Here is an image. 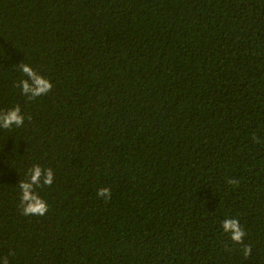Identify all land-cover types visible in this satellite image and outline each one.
<instances>
[{
	"label": "trees",
	"instance_id": "trees-1",
	"mask_svg": "<svg viewBox=\"0 0 264 264\" xmlns=\"http://www.w3.org/2000/svg\"><path fill=\"white\" fill-rule=\"evenodd\" d=\"M19 63L51 91L22 95ZM16 105L0 264H264V0H0V111ZM35 164L54 174L42 217L19 203Z\"/></svg>",
	"mask_w": 264,
	"mask_h": 264
},
{
	"label": "clouds",
	"instance_id": "clouds-1",
	"mask_svg": "<svg viewBox=\"0 0 264 264\" xmlns=\"http://www.w3.org/2000/svg\"><path fill=\"white\" fill-rule=\"evenodd\" d=\"M18 66L24 77H26L18 83L22 95L29 100H33L37 97L45 96L51 91L53 85L48 78L40 75L26 63H19ZM24 121L25 116L19 105L0 111V128L12 129L13 126L19 128L23 126ZM253 141L260 143L259 138L256 136H253ZM26 177V179L18 181L21 212L25 216L42 217L48 212V204L37 190L52 185L54 181L53 170L51 168H42L40 165L35 164L27 170ZM226 182L234 186L239 184V180L235 178H228ZM96 195L98 198L107 201L111 198V189L108 187L99 188ZM221 228L223 233L227 234L234 244L242 245L244 257L251 254V245L244 243L246 232L238 218L226 217L221 222ZM3 264H8L7 257L3 258Z\"/></svg>",
	"mask_w": 264,
	"mask_h": 264
}]
</instances>
